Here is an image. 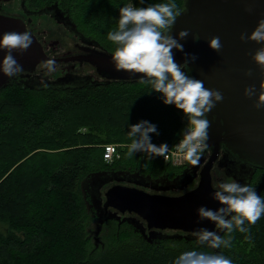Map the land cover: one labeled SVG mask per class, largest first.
Wrapping results in <instances>:
<instances>
[{"label": "trees", "instance_id": "1", "mask_svg": "<svg viewBox=\"0 0 264 264\" xmlns=\"http://www.w3.org/2000/svg\"><path fill=\"white\" fill-rule=\"evenodd\" d=\"M183 0H174L179 8ZM66 9L76 28L105 50L117 45L107 35L118 28L119 9L173 0H26ZM50 74L48 71L45 75ZM182 110L165 105L145 81H110L80 87L30 88L20 82L0 89V264H173L183 252L213 253L196 239H143L126 222L108 220L94 246L95 215L81 181L94 172L138 171L172 179L184 165L145 153L128 156L129 126L146 120L157 127L159 145L179 141ZM118 157L103 158L105 144ZM157 145V146H159ZM213 185L227 182L214 169ZM214 177V175H213ZM264 198V168L249 181ZM248 233H231V247L219 248L232 264H264V215ZM225 232L221 236H224Z\"/></svg>", "mask_w": 264, "mask_h": 264}, {"label": "water", "instance_id": "2", "mask_svg": "<svg viewBox=\"0 0 264 264\" xmlns=\"http://www.w3.org/2000/svg\"><path fill=\"white\" fill-rule=\"evenodd\" d=\"M4 1L10 0H0V3ZM21 6L25 7L23 2ZM56 6L52 4L49 8ZM181 8L188 11L177 17L170 35L178 39L182 30H187L189 35L183 40L178 39L183 52L173 49L174 61L183 65L182 71L187 75L202 80L206 88L218 90L223 96V100L206 114L210 121L206 154L201 156L198 165H192L189 170L185 166L172 179L127 170L90 174L88 192L90 204L95 209L94 229L91 231L95 247L103 245L99 234L108 220H116L118 224L126 222L149 243L182 237L197 240L193 233L201 228L220 235L223 231L213 222L201 219L197 211L201 206L213 210L221 206L213 199L217 190L213 185L216 179L214 169L220 173L219 180L224 176L227 181L249 185L256 167L264 168V108L254 107L264 84V70L252 58L264 45L240 40L241 33L250 35L258 21L264 19V0H183ZM249 8L252 11L246 10ZM44 10L41 8L32 13L41 14ZM54 16L58 17L57 24L62 23L73 36L100 47L97 41L83 36L68 15L63 17L57 9ZM11 31L28 29L22 19L0 13V38ZM30 34L32 45L24 52H12L23 71L11 78L0 71V89L13 81L36 89L66 88L110 81H136L143 75L117 71L112 60L114 52L104 49H87L88 53L71 59L49 57L42 44ZM217 36L222 45L219 52L209 47V40ZM6 51L0 48V64ZM191 56L196 59L184 65ZM48 59H53L55 64L60 60L84 61L93 67L94 73L64 72L60 75L52 72L45 75L47 69L42 65ZM249 70L252 75H245ZM249 86L256 90L252 98L244 95V89ZM174 164L184 165L187 161ZM245 164L251 171L247 178H242ZM102 188L105 190L101 196ZM212 250L220 254L219 249Z\"/></svg>", "mask_w": 264, "mask_h": 264}, {"label": "clouds", "instance_id": "3", "mask_svg": "<svg viewBox=\"0 0 264 264\" xmlns=\"http://www.w3.org/2000/svg\"><path fill=\"white\" fill-rule=\"evenodd\" d=\"M143 3V0H141ZM252 11L251 8L246 9ZM187 8H179L174 2L159 3L147 7L124 6L119 9L118 28L108 33L107 38L117 47L112 56L117 71L133 74H143L141 82L147 81L153 92L161 94L165 105H174L182 110L187 117V126L182 132V139L175 146L177 153L189 164L198 165L203 152L208 148V129L210 121L206 118L216 105L223 100L221 92L205 87L202 80L194 79L182 71L183 65L174 61L173 49L183 52V45L178 42L187 38V30L178 33V39L170 32L173 25ZM241 41H253L264 45V19H260L250 35L241 33ZM33 43L30 32H6L0 38V48L7 50L0 64V71L9 78L23 71L21 65L12 55L14 50L26 51ZM209 47L219 52L222 45L220 38L212 37ZM254 62L264 70V46L258 48L253 55ZM195 56L189 57L184 65L194 61ZM49 73L56 71L55 61L48 59L42 65ZM251 76L249 70L245 73ZM45 87L47 85H44ZM256 93L254 86L244 89V95L252 98ZM256 109L264 108V84L261 85ZM128 135L132 142L128 145V156L134 153H145L149 158H169V146L162 143L159 146L151 142L150 134L159 135L156 125L143 120L129 126ZM213 199L221 205L215 210L201 206L198 216L213 222L225 232L224 236L216 231L201 228L194 232L202 246L210 249L231 247V233L239 231L248 233L249 227L264 215V198L248 184L236 181L221 182L213 193ZM173 264H232V261L219 253L204 251H185Z\"/></svg>", "mask_w": 264, "mask_h": 264}, {"label": "flooded vegetation", "instance_id": "4", "mask_svg": "<svg viewBox=\"0 0 264 264\" xmlns=\"http://www.w3.org/2000/svg\"><path fill=\"white\" fill-rule=\"evenodd\" d=\"M13 2H15L17 5L16 9H13V8L11 9ZM22 2L25 7L21 6ZM52 4L57 5L56 3L53 2L51 4H47L42 7H36L31 4H26V0L4 1L0 3V13L8 14L10 16L22 19V21L26 24L28 31L32 33L37 38V40L42 44V46L44 47V51L47 53L49 57L57 58V59H65V58L71 59L72 57H77L82 54L88 53L87 49H92V48L102 49V50L104 49L98 42L97 43L99 44L100 47H98L96 44L82 42L79 38H76L71 33H69V31L65 29L62 23L57 24L59 23L56 20V18L58 17L54 16L55 11H57V9L59 12H61L63 17L67 15L69 16V13L66 9H61L58 6L54 7V9H50L49 6ZM41 8H45V10L41 12V14L32 13V11H36ZM43 16L47 17L48 20H52V22L55 23V25L58 28L56 31H60V29H64L69 36L76 39V42L71 40L73 42L70 45H68L71 41H68V42L65 40L62 41V39L59 38L60 36L56 34L57 33L56 31L52 33V32H49V30H47L50 34H46V31H45L46 27L44 26V20H41ZM75 27L77 26L75 25ZM83 36L89 37L84 34ZM46 38L49 40H46ZM89 38H90L89 40H95L91 37ZM56 64L60 66L61 71H65V72H73L75 70H78L80 71V73H84L82 72L84 65H87L93 69V67L89 65L87 62L78 61L77 59L76 60H66V61L60 60V62H57ZM61 73H64V72H60L58 74H61Z\"/></svg>", "mask_w": 264, "mask_h": 264}, {"label": "rangeland", "instance_id": "5", "mask_svg": "<svg viewBox=\"0 0 264 264\" xmlns=\"http://www.w3.org/2000/svg\"><path fill=\"white\" fill-rule=\"evenodd\" d=\"M16 9L17 8V5H16V3L15 2H13L12 3V7H11V9ZM61 13V12H60ZM41 20H44V26L46 27L45 29V31H46V34H50L49 32H54V31H56L58 28H57V26L55 25V23L54 22H52V20H48V18L47 17H45V16H43V18H41ZM60 29V28H59ZM47 30H49V32L47 31ZM57 33V35L58 36H60L59 38L60 39H62V41L63 40H65V41H71V40H73L74 42H76V39H74V38H72L71 36H69L67 33H66V31L64 30V29H60V31H56ZM46 40H49V39H47L46 38ZM73 41H71L68 45H70ZM67 45V46H68ZM55 67H56V71H54V72H56V73H60V72H65V71H61V69H60V66L59 65H57V64H55ZM92 72L93 73V69L91 68V67H89V66H87V65H84V68H83V70H82V72ZM74 73L75 72H77V73H80V71H78V70H75V71H73ZM47 73V72H46ZM45 73V74H46ZM72 73V72H71ZM63 73H61L60 75H62ZM180 117H181V126H180V128H179V131H178V135H179V137L180 138H183L182 137V132H183V130L186 128V126H187V117L184 115V113L183 112H181V114H180ZM205 154H206V150L203 152V154H202V157H204L205 156ZM244 164V163H243ZM191 167H192V165L191 164H189L188 162H187V165H186V170H189V169H191ZM242 170V169H241ZM244 170L245 171H247L246 173L244 172ZM244 170H242L241 171V177L243 178V177H248L249 176V172L251 171V168L249 167V165H247V164H245V166H244ZM89 176L88 177H86L85 179H84V181H83V185H82V187H83V193L87 196V199H88V203H87V207L88 208H91L92 210H93V212H94V214H95V209H94V207L90 204V198H89V192H88V188H89V186H88V184H89ZM241 178V179H242ZM162 180H165V179H162ZM196 181V180H195ZM245 181V180H244ZM123 184H126L127 185V183H123ZM105 189H101V196L103 195V191H104ZM180 192H181V190H180ZM0 229H2V225H0ZM94 228L92 227V230H93ZM224 232V231H223ZM223 232L220 234V235H222L223 234ZM220 233V232H219ZM92 235V234H91ZM100 235V234H99ZM91 240L93 241V239H92V237H91ZM100 247V246H99ZM101 248V247H100Z\"/></svg>", "mask_w": 264, "mask_h": 264}, {"label": "built area", "instance_id": "6", "mask_svg": "<svg viewBox=\"0 0 264 264\" xmlns=\"http://www.w3.org/2000/svg\"><path fill=\"white\" fill-rule=\"evenodd\" d=\"M181 139L182 138H180L179 141ZM179 141L169 147V149H170L169 150V153H168L169 158L167 160H170L173 163H175L177 161H180V160H183L182 157L180 156V154L177 153L176 147H175L179 143ZM151 142L154 143V144H156V145H159L158 144L159 143L158 138L151 139ZM103 149H104V151H103V158L106 161H111L115 157H118V154H117V145L111 144V143L105 144L103 146Z\"/></svg>", "mask_w": 264, "mask_h": 264}]
</instances>
